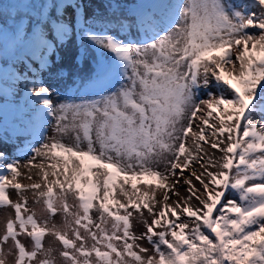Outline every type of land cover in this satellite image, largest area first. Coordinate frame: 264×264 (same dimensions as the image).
Instances as JSON below:
<instances>
[{"label": "snow or ice", "instance_id": "snow-or-ice-1", "mask_svg": "<svg viewBox=\"0 0 264 264\" xmlns=\"http://www.w3.org/2000/svg\"><path fill=\"white\" fill-rule=\"evenodd\" d=\"M107 8L106 17L85 20L79 0H45L30 28L21 19L0 34V53L12 60L5 84L9 77L24 81L31 109L28 121L20 109L18 134L42 139L37 128L49 117L61 137L74 133L71 144L55 137L40 148L26 142L33 156L25 167L40 170L27 185L18 179L20 163H6L0 153V211L13 212L0 236V264L7 255L12 264H57L56 243L62 264H264V0ZM74 31L98 55L93 91L53 105L38 73ZM131 35L134 41L126 39ZM37 157L51 163H35ZM28 192L43 204L45 219L28 207ZM58 213L62 226H50ZM134 220L145 228L140 235Z\"/></svg>", "mask_w": 264, "mask_h": 264}, {"label": "rangeland", "instance_id": "rangeland-1", "mask_svg": "<svg viewBox=\"0 0 264 264\" xmlns=\"http://www.w3.org/2000/svg\"><path fill=\"white\" fill-rule=\"evenodd\" d=\"M80 3L84 5V17L85 20H92L93 17L100 14L101 16H107L108 14V3H116L120 6V12L126 13L129 8L143 7L144 4L157 5L162 2L158 0H79ZM234 3L239 2V0H233ZM34 12L38 11V6L35 4L30 5ZM153 9V8H152ZM68 12V13H67ZM51 14L55 15V9L52 10ZM74 11L71 8L65 9V18L75 25V20L72 19ZM112 34L119 35L118 33L113 32ZM125 38V37H121ZM126 39L134 41L136 39L135 35L127 36ZM98 55L90 45L81 43L80 39L77 37L75 31L63 44H57L55 52L48 57L49 67H47L43 72H39V78L42 80L43 84L50 89L49 98L52 101L53 105H59L60 103H65L69 101L80 102L79 97L82 95H90L93 89L90 86V81L93 78V65L96 68ZM10 68L12 67V61H8ZM32 63V62H31ZM36 62L32 63L33 69H39L35 67ZM9 68L8 65H6ZM19 72L21 74H27L29 79L33 78L32 72L29 71L23 64L17 65ZM4 76V73H3ZM24 81L20 83H13L11 77L8 78L7 83L5 84V77L0 78V89H5L7 97L4 92H0V153L6 155V163H15L19 162L20 172L22 173L19 177V181L25 185L30 184L32 181L27 179L29 174L33 175V179H38L40 175V170L38 168H27L25 165L29 163V159L33 156V153L27 152L22 153V147L26 142L29 141V136L31 135H20L19 131L24 127L23 121H28L31 115V109L24 104L23 95H24ZM30 88L31 85L29 84ZM15 92L13 96L12 93ZM204 98H207L206 96ZM23 108V121L21 119V111ZM56 121L53 117L48 118V123L45 126L42 139L33 141L35 147L40 148L44 142H50L53 137L57 140H61L67 144H71L74 139V133H68L61 137L56 132ZM35 163H46L50 164V161H44L41 158L37 157ZM50 170V168L48 169ZM95 171V170H94ZM5 175H10L7 170H4ZM185 175H188L186 172ZM52 179V177H49ZM96 177H94V180ZM119 183L115 190L116 198H120L119 195ZM137 183V188L141 191L146 189V185L153 183L151 181L146 182L145 184ZM130 189L131 185H127ZM197 187L199 184L197 183ZM182 195H187L182 186L180 188ZM11 199L13 201L17 200V194L15 190H11ZM28 197V207L36 213V216L43 220L49 214L44 210L43 204L34 203V197L31 192L27 193ZM161 198V193L157 192V199ZM172 199H175L173 196ZM69 203H72L71 197L69 198ZM159 208V205H157ZM13 215L11 209L7 211H0V236L4 234L5 231V217ZM145 216L148 214L145 210ZM93 218L96 219L95 209H93ZM149 222L151 218L148 217ZM52 223L57 224V226H62V216L57 214L56 217L49 220V225ZM133 232L136 235H140L145 231L144 226L139 222L133 221ZM52 240L51 237L46 238L45 247L47 248ZM22 241L31 247L30 242L27 238H22ZM91 243V242H89ZM143 247L149 249V253L152 252V246L145 239L140 241ZM55 252L54 256L56 258L57 264H62V258L59 256L60 244L56 243L54 245ZM11 243L5 247V253H10ZM43 257H41L42 259ZM7 264H12L13 258L11 255L6 256Z\"/></svg>", "mask_w": 264, "mask_h": 264}, {"label": "trees", "instance_id": "trees-1", "mask_svg": "<svg viewBox=\"0 0 264 264\" xmlns=\"http://www.w3.org/2000/svg\"><path fill=\"white\" fill-rule=\"evenodd\" d=\"M19 0H0V34L3 32L11 33L21 18H25L28 21L32 16L28 9H23L18 6L11 7L6 2L16 3ZM44 3V0H27V3Z\"/></svg>", "mask_w": 264, "mask_h": 264}, {"label": "bare ground", "instance_id": "bare-ground-1", "mask_svg": "<svg viewBox=\"0 0 264 264\" xmlns=\"http://www.w3.org/2000/svg\"><path fill=\"white\" fill-rule=\"evenodd\" d=\"M181 188V187H180ZM181 192V191H180Z\"/></svg>", "mask_w": 264, "mask_h": 264}]
</instances>
